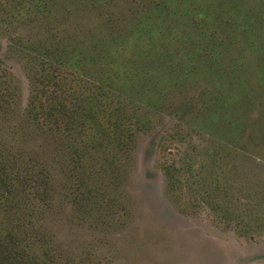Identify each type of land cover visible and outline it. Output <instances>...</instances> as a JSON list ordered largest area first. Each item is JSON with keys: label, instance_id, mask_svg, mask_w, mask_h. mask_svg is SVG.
I'll list each match as a JSON object with an SVG mask.
<instances>
[{"label": "rangeland", "instance_id": "1", "mask_svg": "<svg viewBox=\"0 0 264 264\" xmlns=\"http://www.w3.org/2000/svg\"><path fill=\"white\" fill-rule=\"evenodd\" d=\"M175 1L189 8L185 18L191 21L194 5ZM260 2L215 0V8L207 0L212 13L204 27L225 39L236 33L246 40L253 29L261 34ZM10 3L0 0V18ZM243 17L252 23L242 32L234 25ZM1 21L0 141L27 145V167L41 153L42 168L56 179V197L39 188V211L29 218L36 230L19 232L0 264H264V134L248 137L264 128L260 99L228 103L225 109H238L241 117L219 129L204 125L189 99L152 108L139 94L109 84L118 95L105 99L107 85L98 90L91 83V97L72 100L75 123L57 132L51 127L56 111L45 109L57 90L70 99L76 77L66 79L68 87L54 84L46 77L47 58L28 48L24 28H6ZM258 46L263 57L264 43ZM80 70L93 72L87 65ZM263 74L254 72L262 81ZM81 110L97 113L88 117ZM79 179L93 183L88 200L76 191Z\"/></svg>", "mask_w": 264, "mask_h": 264}, {"label": "trees", "instance_id": "2", "mask_svg": "<svg viewBox=\"0 0 264 264\" xmlns=\"http://www.w3.org/2000/svg\"><path fill=\"white\" fill-rule=\"evenodd\" d=\"M141 1L143 5L137 0H12L3 9L1 23L6 28H24L28 33L25 41L31 43L28 48L47 58L46 77L65 87L70 85L67 78L76 77L75 85L69 87L70 99L68 93L59 94L57 90L45 109L51 114L56 111L54 117L58 119L51 126L54 131L75 123L77 111L71 110L72 100L91 97L94 90L87 87L91 83L98 90L107 85L108 91L101 93L105 99L118 95L109 86L112 85L123 90L122 93L139 94L137 97L152 108L170 107L181 99L184 103L189 99L198 111L199 120L219 129L241 117L238 109L237 114L225 109L238 99L244 102L260 99L259 109L264 115V80L254 75L255 71L264 70V56H259L255 49L264 43V31L258 34L253 29L246 40L236 33L228 39L221 38L217 31L210 36L204 27V21L212 13L206 6L207 0L184 2L185 6L194 5L191 21L185 18L189 17L185 11L189 8L185 9L180 1ZM94 12L100 15L102 24L95 21ZM261 16L264 27V14ZM244 19L238 18L234 28L238 24L243 32L250 27L252 19L249 25ZM233 22L225 21L227 25ZM89 34V40L83 39ZM184 51L181 56L179 52ZM86 65L93 72L80 70ZM99 108L101 112L104 105ZM88 110L79 114L90 117L97 113ZM229 112L233 117L228 116ZM259 134H264V128L252 131L248 137L253 139ZM27 147L17 142L7 146L6 141H0V257L19 241V232L36 230L29 218L39 211L41 198L36 193L39 188L51 200L56 197V179L45 170L46 166L42 168L41 153L32 158L33 165H24L29 155ZM69 147L75 152L73 145ZM92 188L90 180L79 179L76 184V191L87 200L90 193L94 194Z\"/></svg>", "mask_w": 264, "mask_h": 264}]
</instances>
